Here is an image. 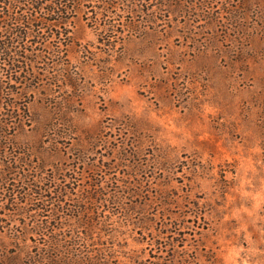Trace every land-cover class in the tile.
Returning <instances> with one entry per match:
<instances>
[{"label": "rangeland", "instance_id": "1", "mask_svg": "<svg viewBox=\"0 0 264 264\" xmlns=\"http://www.w3.org/2000/svg\"><path fill=\"white\" fill-rule=\"evenodd\" d=\"M133 2L109 13L114 30L81 16L52 28L62 41L47 45L66 55L47 57L25 99L4 93L3 113L26 105L31 119L15 150L57 177L45 189L70 209L58 233L87 245L46 246L12 210L10 194L30 190L12 176L0 264H81L73 248L102 264H264V0Z\"/></svg>", "mask_w": 264, "mask_h": 264}, {"label": "trees", "instance_id": "2", "mask_svg": "<svg viewBox=\"0 0 264 264\" xmlns=\"http://www.w3.org/2000/svg\"><path fill=\"white\" fill-rule=\"evenodd\" d=\"M118 3L122 4L123 7L120 8L122 11L126 10L125 7L134 5L133 0H129L128 5L125 0H0V157L5 154L6 148H9L11 157L6 164H0V180L6 181L12 176L19 175L20 181L25 184L22 189H25V186L30 189L19 192V194H16V191L10 194L12 210L36 220L34 223L38 231L49 232L50 237L46 244L48 247H62V249L63 247H86L84 245L87 243L84 242L85 239H81L79 234L66 237L58 233V230L66 224L63 216L64 210L68 212L70 209L66 208L67 205H63L64 201L61 200L57 206L52 205L53 197L45 189L46 182L47 184L52 183L57 177L54 176L52 179L44 177V172H38L35 167L31 168L32 162H29L25 156H20L18 150H15L12 134L20 128L23 129L31 119L26 105L23 109L15 105L10 106L6 109L7 113H3L4 93L7 90L11 92L12 89L21 88L22 93L19 98L25 99L28 96L25 91L31 90L34 84L37 85L41 81V78L37 77L40 73L37 74L36 69H40V66L45 64L42 67L44 69L47 65L45 61L47 57L61 59L62 55H66L67 44L63 45L65 48L61 44L55 47L47 45L46 42L51 38L50 36H55L59 42L62 41V32L58 30L54 35L51 33L54 31L52 28H62L81 16L92 26H101L99 24L104 22L105 27L109 24V28L114 30L115 25L109 13L113 8L119 7ZM130 12L135 13L136 10L132 8ZM65 36L70 39L69 33ZM3 72L9 74L8 81L4 79ZM29 77H33L34 80ZM14 80L19 87L11 85V81ZM6 85L9 87H5ZM11 94L15 93H10L8 96ZM58 195H63V191ZM83 208L80 204L72 211L76 212L79 217L84 214ZM44 213H51L50 221L40 220L45 216ZM58 225L60 227H57ZM70 254L72 257L67 259L70 262L78 260L82 262L81 264H102L95 261L90 251H75L73 248ZM61 260L63 259L59 257L49 259L48 256L38 262L48 261L49 264H60Z\"/></svg>", "mask_w": 264, "mask_h": 264}]
</instances>
